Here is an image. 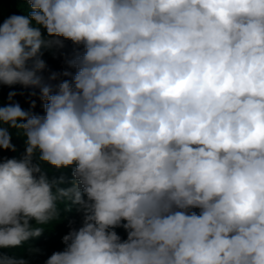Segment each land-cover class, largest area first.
I'll return each instance as SVG.
<instances>
[{
    "label": "clouds",
    "instance_id": "1",
    "mask_svg": "<svg viewBox=\"0 0 264 264\" xmlns=\"http://www.w3.org/2000/svg\"><path fill=\"white\" fill-rule=\"evenodd\" d=\"M25 2L0 86L44 114L0 105V249L75 212L45 264H264V0Z\"/></svg>",
    "mask_w": 264,
    "mask_h": 264
},
{
    "label": "trees",
    "instance_id": "2",
    "mask_svg": "<svg viewBox=\"0 0 264 264\" xmlns=\"http://www.w3.org/2000/svg\"><path fill=\"white\" fill-rule=\"evenodd\" d=\"M27 10H28V5L25 2V0H0V13L2 14L11 15L10 13H15L18 15H24L26 14ZM65 53L70 54L68 52ZM43 55L45 56V51ZM48 56L50 63L53 62L54 60L57 62L55 65L56 66L55 71L62 72L65 70L67 66L64 63V57L62 55L59 54V56L55 58L52 53L48 52ZM42 58L44 59L43 56ZM69 70L73 72L75 71L74 69H69ZM61 79H70V77H61ZM10 91L16 92L13 86L11 87L6 85L0 86V105L7 104L9 102L8 93ZM30 92L31 91L22 92L23 94L16 92L17 95L14 97V101L18 102L20 106L26 111H31L36 114L43 115L44 112H43L42 102L39 99L38 90L36 96H30L29 95ZM33 101H35L36 104L35 108H32L31 106ZM12 142L16 146L17 151L16 152L0 151V156L19 159L23 155L24 153L23 140L14 135ZM45 167H50V166H45ZM62 174L65 176H70L71 172L70 170H67L64 173H61L53 169L51 173V175H54L56 177H59ZM61 214L65 216V218L62 219L59 223L53 225L51 231L46 230L41 237L30 240L28 244L23 247L0 249V253H3L4 255H8V256H15L17 258L25 257L29 259V253L27 251L29 245H32L39 250H42L43 248L46 247L48 250L52 248L54 251H56V249L57 251H59L61 245L63 244L62 237L66 235L70 230L69 222L74 221V223L71 225L72 227H79L81 222L80 216L75 212L67 213V214L62 212ZM116 231L121 236L122 239H126L127 234L122 228H118L116 229ZM64 247L65 245L63 246V249Z\"/></svg>",
    "mask_w": 264,
    "mask_h": 264
},
{
    "label": "rangeland",
    "instance_id": "3",
    "mask_svg": "<svg viewBox=\"0 0 264 264\" xmlns=\"http://www.w3.org/2000/svg\"><path fill=\"white\" fill-rule=\"evenodd\" d=\"M10 14H13V13H10ZM7 16H9V15H5V14L0 13V22H2L3 19L7 18ZM72 49H73V45L71 44V42H66V48L63 51L71 54ZM57 54L54 55L55 58L59 56V54L58 55ZM43 57H44V60L46 61L47 65H48V72H52V71L57 72V71H55L56 70L55 65L57 62L54 60L53 62L50 63V60L48 58L49 57L48 51H45V56L43 55ZM48 72H46L45 75H48ZM13 87L15 88L17 93L32 91V89H25L20 85H14ZM63 246H64V244L61 245V248L59 249V251L63 250ZM54 252H57V249H56V251H54L52 248L48 250L45 247L42 250H39L38 252H36L35 254H31V255L29 254L30 264H45L48 257H50L51 254Z\"/></svg>",
    "mask_w": 264,
    "mask_h": 264
}]
</instances>
